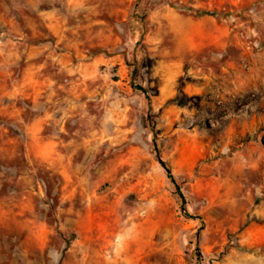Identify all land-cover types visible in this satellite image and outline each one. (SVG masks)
<instances>
[{
	"label": "rangeland",
	"instance_id": "rangeland-1",
	"mask_svg": "<svg viewBox=\"0 0 264 264\" xmlns=\"http://www.w3.org/2000/svg\"><path fill=\"white\" fill-rule=\"evenodd\" d=\"M0 264H264V0H0Z\"/></svg>",
	"mask_w": 264,
	"mask_h": 264
},
{
	"label": "trees",
	"instance_id": "trees-1",
	"mask_svg": "<svg viewBox=\"0 0 264 264\" xmlns=\"http://www.w3.org/2000/svg\"><path fill=\"white\" fill-rule=\"evenodd\" d=\"M156 151V150H155ZM157 153V151H156ZM156 157H157V161L158 163L161 165V167L165 170V173L167 175V177L170 179V181L172 182V184L175 186L176 188V192L178 193V196L183 200V197L180 193V190H179V187L177 186V184L175 183V181L173 180L172 178V175H171V172L170 170L166 167V165L164 164V162L161 160V158L159 157L158 154H156Z\"/></svg>",
	"mask_w": 264,
	"mask_h": 264
},
{
	"label": "crops",
	"instance_id": "crops-1",
	"mask_svg": "<svg viewBox=\"0 0 264 264\" xmlns=\"http://www.w3.org/2000/svg\"><path fill=\"white\" fill-rule=\"evenodd\" d=\"M251 0H248V3H250Z\"/></svg>",
	"mask_w": 264,
	"mask_h": 264
}]
</instances>
